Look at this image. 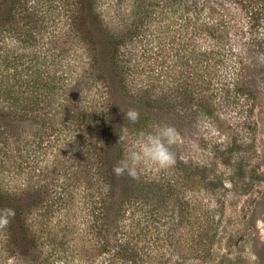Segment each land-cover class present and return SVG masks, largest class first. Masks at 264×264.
<instances>
[{"label": "trees", "instance_id": "obj_1", "mask_svg": "<svg viewBox=\"0 0 264 264\" xmlns=\"http://www.w3.org/2000/svg\"><path fill=\"white\" fill-rule=\"evenodd\" d=\"M174 6L181 7L175 17ZM132 8L116 11V0H0V173L19 175V182L0 181V210L15 212L0 229V264H69L62 219L50 223L54 212L68 215L74 189L35 179L38 144L62 132L61 122L77 129L69 146L84 162L65 181L85 188L94 242L83 263L145 264L149 185L164 195L173 184L152 172L116 176L126 145L157 123L185 133L218 120L222 106L239 113L264 101V0H133ZM129 108L140 113L136 124L124 118ZM238 119L253 131L251 115ZM25 123L37 132L25 136ZM122 128L129 137L118 143ZM226 136L217 150L229 161L246 136ZM176 163L182 178L193 172L199 186H216L205 167ZM56 227L57 242L50 238ZM43 233L52 243L45 253Z\"/></svg>", "mask_w": 264, "mask_h": 264}, {"label": "rangeland", "instance_id": "obj_2", "mask_svg": "<svg viewBox=\"0 0 264 264\" xmlns=\"http://www.w3.org/2000/svg\"><path fill=\"white\" fill-rule=\"evenodd\" d=\"M116 6V11L128 14L134 8L133 0H116ZM172 9L174 11L170 14L173 17L181 12L180 6ZM79 60L84 61V56ZM258 100L260 102V98ZM64 111L56 114L58 123L66 118ZM217 112L219 118L212 123L201 124L185 133L177 131L178 142L174 145L177 159L186 162L190 170L198 164L199 170L205 167L208 178H217L214 188L199 186L197 180L201 175L193 172L189 178H182L173 167L151 173L152 179L162 177L164 183L173 185L172 188L167 186L164 195L156 191L154 183L149 185L146 204L149 255L145 264H264V178L260 174L264 175V101L255 104L251 110L243 106L239 113L226 106ZM236 113L238 117H235ZM245 113L256 122L253 133H247V127L238 123V118ZM61 124L62 132L55 136L48 132L38 144L41 145L40 165L34 178L39 180V184L47 181V188L61 182L65 183L62 186L65 192L74 189L68 215L54 212L50 224H55L60 218V226H65V239L69 243L63 251L67 254L63 257L66 262L84 264L92 252L88 250L93 246L90 242H94V237L87 230L88 205L83 200L85 188L81 181H74L73 188L65 182L69 174L81 170L84 162L80 152L69 146L77 129L73 131L71 126L66 128L63 125L65 122ZM23 130L25 136L37 132L31 123H25ZM229 131L248 136L242 145L235 147L229 161H225L218 155L217 148L227 145ZM201 135L202 139L199 138ZM36 138L39 137L36 135ZM238 164L242 169L237 168ZM180 172L182 174L183 171ZM4 179L19 182V175L4 171L0 173V181L5 182ZM57 228L50 233L51 241L57 242L60 237ZM44 234L41 245L45 253L52 243Z\"/></svg>", "mask_w": 264, "mask_h": 264}, {"label": "clouds", "instance_id": "obj_3", "mask_svg": "<svg viewBox=\"0 0 264 264\" xmlns=\"http://www.w3.org/2000/svg\"><path fill=\"white\" fill-rule=\"evenodd\" d=\"M122 110V109H121ZM124 113V118L132 124L140 119V113L135 108H129ZM127 128L119 132L118 143L128 140ZM178 142V133L175 127L166 123H157L149 131H140L134 139L128 143L124 150V156L113 167L116 176H127L133 180H139L141 173L161 172L176 164V155L173 146ZM13 209L0 210V229H5L14 217Z\"/></svg>", "mask_w": 264, "mask_h": 264}]
</instances>
